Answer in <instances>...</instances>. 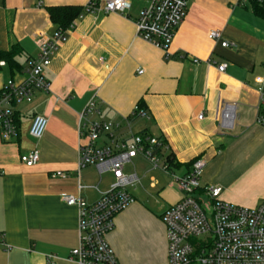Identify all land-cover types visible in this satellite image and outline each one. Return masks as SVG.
I'll return each mask as SVG.
<instances>
[{"label":"crops","instance_id":"crops-1","mask_svg":"<svg viewBox=\"0 0 264 264\" xmlns=\"http://www.w3.org/2000/svg\"><path fill=\"white\" fill-rule=\"evenodd\" d=\"M91 1L0 0V56L15 49L21 67H0V90L9 80L26 79L29 62L39 55L36 41L56 32L48 8H85ZM93 1L103 9L108 0ZM128 1L124 15L98 11L77 21L44 70L50 91L17 106L19 132L11 142L0 133V264H47L50 257L55 264H77L71 252L79 243L78 211L62 196L78 197L81 187L80 196L95 204L115 182L109 171L78 168L80 115L90 101L99 114L89 120L120 124L118 140L140 133L162 139L161 160L172 156L176 177L203 160L202 183L220 187L221 200L247 209L264 202V187H256L257 176H264V126L257 124L264 100V19L245 0H185L187 16L165 54L137 36L144 3ZM213 31L232 46L210 40ZM208 60L227 63L226 72ZM141 101L147 115L135 118ZM35 116L48 119L40 141L29 135ZM34 149L40 162L28 168L20 157ZM124 174L136 177L127 187L134 202L115 217L107 242L118 264H169L161 217L182 193L165 185L162 176L170 174L141 157Z\"/></svg>","mask_w":264,"mask_h":264},{"label":"built area","instance_id":"built-area-1","mask_svg":"<svg viewBox=\"0 0 264 264\" xmlns=\"http://www.w3.org/2000/svg\"><path fill=\"white\" fill-rule=\"evenodd\" d=\"M144 7L136 20L137 36L144 42L168 53L179 27L183 24L188 5L185 0H141ZM131 7L128 0H108L103 9L95 1L85 7V13L74 21L67 31L56 30L49 38L36 41L39 55L29 62L26 79L21 83L9 80L0 90V133L4 142H11L19 132L16 122L18 105L30 100L36 93H48L50 83L44 70L50 68L59 48L67 41L68 33L85 15L103 11L105 14H126ZM210 40L220 42L222 48L232 45L222 41L221 33L213 31ZM193 63L198 64V60ZM219 73H225L228 64H215ZM4 61L0 67H5ZM139 75L143 71L138 72ZM257 115V124L264 126V100ZM96 103L90 101L80 115L78 168L95 166L113 174L114 184L102 194L95 204H88L81 196L63 195L62 200L78 211V246L71 252L77 264H118L107 242L114 229V219L125 211L134 198L127 187L136 181L135 176L124 174V168L137 157L147 160L154 169L172 175L182 193L181 200L166 210L161 219L166 228L169 264H264V202L247 209L221 200L222 189L202 183L205 161L193 163L189 173L176 177L162 153L166 146L149 134H135L129 140H118L114 132L120 124L89 120L98 115ZM146 112L136 107L133 117H146ZM203 119V115L198 117ZM48 119L35 116L29 135L33 140L43 139ZM161 153V154H160ZM20 161L28 168L40 162V151L23 154ZM58 177L66 175L58 173ZM47 264H55L50 258Z\"/></svg>","mask_w":264,"mask_h":264},{"label":"trees","instance_id":"trees-1","mask_svg":"<svg viewBox=\"0 0 264 264\" xmlns=\"http://www.w3.org/2000/svg\"><path fill=\"white\" fill-rule=\"evenodd\" d=\"M245 1L250 6V8L252 9L253 13L256 16L264 19V0H245ZM47 13L50 18V21L55 26H57V30L67 31L71 28L74 21L85 13V8L75 7V6L50 7L47 9ZM16 53L17 51L14 49L12 52L2 53L0 56V62L4 61L6 63V66H8L12 70V72L21 70L20 65L15 60ZM138 107L142 111L146 112L145 105L142 101L138 104ZM16 122L19 125L18 118H16ZM144 134L145 133H140V135H144ZM159 140L162 141L165 145V142L162 139ZM166 162L170 165V168L177 167V165L174 163L172 156H168L166 158Z\"/></svg>","mask_w":264,"mask_h":264},{"label":"rangeland","instance_id":"rangeland-1","mask_svg":"<svg viewBox=\"0 0 264 264\" xmlns=\"http://www.w3.org/2000/svg\"><path fill=\"white\" fill-rule=\"evenodd\" d=\"M157 173H159V172H153V174L154 175H156ZM175 173V172H174ZM176 174V173H175ZM262 173H260V175L259 176H257L258 178H261L262 180L259 182V183H257V188H258V190H261V188H263L264 187V176H262L261 175ZM263 175H264V173H263ZM178 176V175H177ZM162 180L164 181V183H165V185H169V184H174V185H176V183H175V179H174V177L171 175V177H167V176H162ZM150 181V179H149V177L146 179V182L148 183Z\"/></svg>","mask_w":264,"mask_h":264}]
</instances>
